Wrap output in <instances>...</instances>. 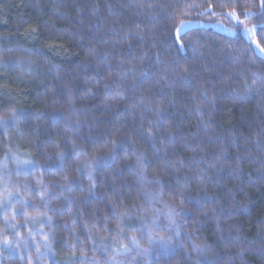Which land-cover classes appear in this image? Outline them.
I'll return each instance as SVG.
<instances>
[{
  "label": "trees",
  "instance_id": "16d2710c",
  "mask_svg": "<svg viewBox=\"0 0 264 264\" xmlns=\"http://www.w3.org/2000/svg\"><path fill=\"white\" fill-rule=\"evenodd\" d=\"M233 12L243 20L235 35L177 34L181 21L232 24ZM255 26L251 41L242 29ZM257 43L261 0H0V117L22 114L0 125V154L18 141L43 168L18 175L10 165L12 193L32 217L45 192L64 206L52 215L71 253L115 236L113 205L144 217L161 202L180 228L175 249L151 264H264ZM6 219L12 212L0 231ZM16 220L27 233L26 217Z\"/></svg>",
  "mask_w": 264,
  "mask_h": 264
},
{
  "label": "rangeland",
  "instance_id": "374dc122",
  "mask_svg": "<svg viewBox=\"0 0 264 264\" xmlns=\"http://www.w3.org/2000/svg\"><path fill=\"white\" fill-rule=\"evenodd\" d=\"M231 19L233 23L228 25L224 23L207 24L204 22L186 21L185 24L187 25V28L184 32L193 28L212 27L220 32L229 35H235L237 34V31L241 29L239 27L243 24V20L236 16H231ZM248 29H253V31L249 33L247 31ZM257 29V26L243 28L242 34L247 39L252 41ZM254 47L258 54L264 55V52L261 51V48L257 47L256 44H254ZM6 156L9 157L7 160H5ZM14 157H19L21 160H29L31 161V164L27 167L26 170H22L18 174L16 171L17 162ZM10 165H15L14 172L18 175H27L37 171H41L43 169L42 166L32 158V155H30L28 151L25 150V146H23V144L19 143L18 141H11L8 153L6 155L0 154V177H5V180L0 187V193H3L5 187H7L8 190L12 192V188L15 185V182L10 179ZM43 191L45 192V189ZM66 198L67 201L70 200L69 197H67V194ZM52 200L53 195L49 192H45V194L43 195L42 204L40 206V213L34 217L29 216V214L27 216L24 215L26 217L25 226L28 229L27 233L22 231L21 225L16 222V217L13 220H7V229H5V231H0V264H4L6 260L15 258L29 260L30 264H91V261L93 260H98L100 261V264H104L106 260H110V255L105 256L103 254V245L107 243L110 246L109 253H111V245L114 242L115 236L109 237L108 239L100 242H94V247L91 253H88V250L83 254L70 252L69 246L71 245L65 241L63 235L56 231L58 223L52 215L54 211L64 209V206L62 208H59L58 210H54L52 206ZM26 201L31 205L28 200ZM16 203V201H13L11 207L15 208ZM11 207L9 212H12ZM153 209H155V211L148 215L156 217L158 219V222L163 226V230L159 232L160 235L172 237L171 246H154L153 250L147 257L138 255L136 250L133 249L130 253L117 257V259H119L122 264H151L153 258L157 254L161 252H171L175 249V240L180 228L177 215H174L175 224L172 225L171 228H168V215L171 208H168L161 202H159L158 204L154 205ZM15 210L17 212H23L25 209L15 208ZM3 215V213H0V217H2ZM49 217L50 220L48 219ZM143 218V216H133L125 219L123 222L126 224L138 225L140 220ZM29 230H31V232ZM133 234L137 235V233L125 232V236H131ZM45 235L48 237L47 240L44 239ZM5 239L10 242L11 246L3 243ZM124 243H128V241L125 239ZM141 244L142 247H148L147 240H142ZM115 246L118 247L119 244L117 243ZM37 249H39V251Z\"/></svg>",
  "mask_w": 264,
  "mask_h": 264
},
{
  "label": "snow or ice",
  "instance_id": "6c2138e0",
  "mask_svg": "<svg viewBox=\"0 0 264 264\" xmlns=\"http://www.w3.org/2000/svg\"><path fill=\"white\" fill-rule=\"evenodd\" d=\"M262 6H264V0H261ZM230 15L233 17L236 16V14L233 12ZM245 16L252 15L251 13H244ZM187 28V25L184 21L180 22V25L177 27V34L179 36L180 33H183ZM249 33L253 31V29L247 30ZM178 38V37H177ZM257 47H260L259 43L256 45ZM261 51H264V48L260 49ZM22 118V114H19L15 111H13L10 115V117H0V125L7 126L10 123L14 124L17 120ZM79 154V153H77ZM61 159L64 157V153L58 154ZM9 157L6 156L5 160H7ZM17 162V173L19 174L22 170H26L27 167L31 164V161L29 160H21L19 157H14ZM158 182V181H157ZM13 187L19 188V185H14ZM25 188L28 187V185H24ZM16 201L17 203H20L24 207L23 212H17L14 207H11L12 202ZM46 204V202H45ZM11 207L12 211V218L14 219L17 215H25L27 216V209L32 208L33 206L28 204L26 200H23L19 197V194L14 195L11 191L8 190L7 187H5L3 193H0V213H3L5 216H7V213L9 212ZM36 213H40V208L35 207L33 209ZM179 213L176 212V210L170 209L169 215H168V228H171L172 225L175 224L174 215H178ZM46 215V214H45ZM112 216L117 217L120 220V223L117 225L118 231L115 234L114 242L111 245V253H109V245L105 243L103 245V254L105 256L110 255L111 259L106 260L104 264H122V262L117 259L119 256L126 255L130 253L133 249L136 250L138 255H143L147 257L149 253L153 250L154 246H161V247H170L172 237L171 236H164L160 235L159 232L163 230V226L158 222V219L153 216H149L147 213L144 214V218L140 220L138 225L134 224H126L123 221L125 219H128V211L119 212L115 205H113L112 209ZM50 220V217L48 218ZM8 222L7 219L5 221ZM31 232V230H29ZM125 232H132V233H139L140 235L137 236L135 234L131 236H125ZM179 233H177L178 235ZM19 235V234H17ZM45 240L48 239V237L45 235ZM127 240L128 243H124V240ZM147 240L148 247H142L141 241ZM4 244L10 245V242L5 239L3 241ZM119 244V246H115L116 244ZM195 247L199 248L200 245H195ZM39 251V249H37ZM91 264H100V261L93 260L91 261Z\"/></svg>",
  "mask_w": 264,
  "mask_h": 264
}]
</instances>
